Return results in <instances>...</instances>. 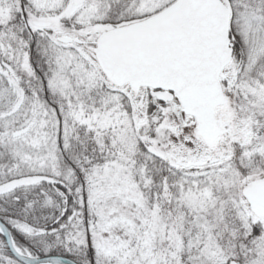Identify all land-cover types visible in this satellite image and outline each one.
Here are the masks:
<instances>
[{
	"label": "snow or ice",
	"instance_id": "1",
	"mask_svg": "<svg viewBox=\"0 0 264 264\" xmlns=\"http://www.w3.org/2000/svg\"><path fill=\"white\" fill-rule=\"evenodd\" d=\"M0 264H264V0H0Z\"/></svg>",
	"mask_w": 264,
	"mask_h": 264
}]
</instances>
